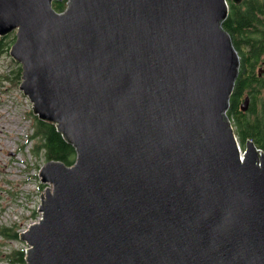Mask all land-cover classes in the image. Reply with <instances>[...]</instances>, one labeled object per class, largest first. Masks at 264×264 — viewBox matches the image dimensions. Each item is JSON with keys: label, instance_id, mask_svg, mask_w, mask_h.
Returning <instances> with one entry per match:
<instances>
[{"label": "water", "instance_id": "1", "mask_svg": "<svg viewBox=\"0 0 264 264\" xmlns=\"http://www.w3.org/2000/svg\"><path fill=\"white\" fill-rule=\"evenodd\" d=\"M227 16L226 0H0L19 89L75 152L39 172L26 264H264V153L240 154L226 116Z\"/></svg>", "mask_w": 264, "mask_h": 264}, {"label": "trees", "instance_id": "2", "mask_svg": "<svg viewBox=\"0 0 264 264\" xmlns=\"http://www.w3.org/2000/svg\"><path fill=\"white\" fill-rule=\"evenodd\" d=\"M65 5V1L52 3L56 12H62ZM222 29L230 35L232 45L240 58L238 76L226 116L232 121L236 138L243 149L250 140L264 153V0H247L240 7L231 5ZM12 43L13 40L8 36L0 37V57L9 53ZM259 70L262 75H259ZM13 74L20 80L21 68L17 66ZM245 99L247 109L243 111L241 106ZM32 129L30 140L36 142L34 154L43 153L48 162L58 161L66 166L73 165L74 149L65 142L53 124L33 116ZM0 236L18 241L20 235L16 228L1 227ZM0 261L26 264L25 250H12L7 255L0 251Z\"/></svg>", "mask_w": 264, "mask_h": 264}, {"label": "rangeland", "instance_id": "3", "mask_svg": "<svg viewBox=\"0 0 264 264\" xmlns=\"http://www.w3.org/2000/svg\"><path fill=\"white\" fill-rule=\"evenodd\" d=\"M8 37L15 42V32ZM17 66L21 68L9 53L0 57V228H16L20 235L30 222L40 218V197L51 186L39 179V172L48 161L43 153L33 151L36 142L30 136L34 115L31 103L19 89L21 79L13 74ZM21 249L25 250L26 245L20 239L12 241L0 236V251L4 255Z\"/></svg>", "mask_w": 264, "mask_h": 264}, {"label": "flooded vegetation", "instance_id": "4", "mask_svg": "<svg viewBox=\"0 0 264 264\" xmlns=\"http://www.w3.org/2000/svg\"><path fill=\"white\" fill-rule=\"evenodd\" d=\"M245 1H247V0H242L240 4H238V5H234V4H232L231 0H226V2H227V6H228V13L230 12L231 5H233V6H235V7H240V6H242V4H243ZM259 71H260V70H259ZM261 75H262V74H261ZM246 105H247V104H246Z\"/></svg>", "mask_w": 264, "mask_h": 264}, {"label": "bare ground", "instance_id": "5", "mask_svg": "<svg viewBox=\"0 0 264 264\" xmlns=\"http://www.w3.org/2000/svg\"><path fill=\"white\" fill-rule=\"evenodd\" d=\"M240 59V58H239Z\"/></svg>", "mask_w": 264, "mask_h": 264}]
</instances>
